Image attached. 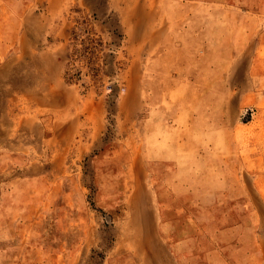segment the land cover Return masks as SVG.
Instances as JSON below:
<instances>
[{"label": "rangeland", "instance_id": "1", "mask_svg": "<svg viewBox=\"0 0 264 264\" xmlns=\"http://www.w3.org/2000/svg\"><path fill=\"white\" fill-rule=\"evenodd\" d=\"M51 1L0 0V264L264 258V0Z\"/></svg>", "mask_w": 264, "mask_h": 264}, {"label": "crops", "instance_id": "2", "mask_svg": "<svg viewBox=\"0 0 264 264\" xmlns=\"http://www.w3.org/2000/svg\"><path fill=\"white\" fill-rule=\"evenodd\" d=\"M51 1V0H50ZM51 4L53 5L54 4V1L52 0L51 1ZM28 7V6H27ZM142 19H143V21H142V19H141V23H139L138 22V20H139V17H138V20H137V22H138V24H142L144 21H146V19L148 18V17H150V15H149V13H142ZM187 142H184V144H182V145H184V147H185V144H186ZM189 143V142H188ZM140 231H141V229H140ZM146 233H147V231H146ZM258 251H259V247H258ZM168 253H169V251H168ZM178 254V253H177ZM263 251H262V247H260V260H259V255L257 254V261H256V264H264V258H263ZM212 256L214 257V259H216V261H217V263H212V264H233V263H231V262H228L227 261V256L226 255H222L221 254V252H219L218 251V248H215V250H212ZM169 257V256H168ZM161 258V257H160ZM163 259V258H162ZM163 260H165V258L163 259ZM177 264H179V260H178V257H177ZM240 264H247V263H244V262H240Z\"/></svg>", "mask_w": 264, "mask_h": 264}, {"label": "bare ground", "instance_id": "3", "mask_svg": "<svg viewBox=\"0 0 264 264\" xmlns=\"http://www.w3.org/2000/svg\"><path fill=\"white\" fill-rule=\"evenodd\" d=\"M141 19L142 18L139 16V20H138L139 23H141ZM138 204H139V200L136 197H135L134 202L131 201V203H129V202L126 203V207L128 208V210L130 212V217L132 218V220H131L132 223H133V221L136 222V223H142L141 220H139V216L140 215H139V213L136 210Z\"/></svg>", "mask_w": 264, "mask_h": 264}]
</instances>
